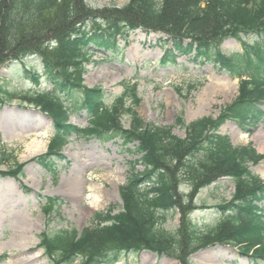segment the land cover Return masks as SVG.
I'll use <instances>...</instances> for the list:
<instances>
[{
	"label": "trees",
	"instance_id": "trees-1",
	"mask_svg": "<svg viewBox=\"0 0 264 264\" xmlns=\"http://www.w3.org/2000/svg\"><path fill=\"white\" fill-rule=\"evenodd\" d=\"M138 30L161 36L163 66L190 57L240 79L237 99L216 119L187 125L178 118L177 125L186 130L184 139L174 135L172 127L143 122L136 111L142 101L137 86H127L107 105L104 89L85 85L87 66L94 63L96 52L116 51L120 39L126 42ZM230 38L241 42L242 53L229 57L221 50ZM31 59L41 63L42 76L30 68ZM16 63L25 65L34 83L40 84L44 77L58 92H39L29 99L53 122L48 152L36 159L41 167L58 177L57 163L63 161L61 153L74 135L103 143L120 139L144 167L121 187L119 213L114 214L113 207L97 214L96 225L81 232L41 234L39 246L51 264H118L145 251L187 264L188 249L214 245L235 247L254 264H264V181L250 169L264 155L252 145L234 146L220 132L231 120L245 132L264 120V0H130L124 7L103 9L91 7L88 0H0V69ZM193 89L189 87L190 92ZM10 95L0 86L3 103ZM65 99L80 100V110L89 119L87 129L69 121ZM128 101L132 107H127ZM124 115L132 120L128 129L122 123ZM24 167L16 164L2 175L20 178ZM221 179L234 181L235 194L230 202L216 206L226 219L214 230L207 233L189 224L173 234L159 227L161 211L180 210L184 219L191 200ZM182 186L191 193L180 192ZM60 202L58 197L48 199L44 214L51 218Z\"/></svg>",
	"mask_w": 264,
	"mask_h": 264
},
{
	"label": "rangeland",
	"instance_id": "rangeland-1",
	"mask_svg": "<svg viewBox=\"0 0 264 264\" xmlns=\"http://www.w3.org/2000/svg\"><path fill=\"white\" fill-rule=\"evenodd\" d=\"M129 2L88 0V4L95 9L121 8ZM160 38L155 33L146 34L138 30L130 34L128 41L120 39L116 51L96 52L94 63L87 67L85 85L103 88L109 106L123 95L127 86H137L142 101L136 111L143 122L172 127L174 135L184 139L186 130L177 125V119L183 117L189 125L202 118H218L237 99L240 80L218 72L213 63L200 64L190 57H179L175 64L161 65L165 47L161 46ZM246 41L252 42L251 39ZM221 50L231 57L242 52V45L230 38ZM28 62L32 70H40L38 73L43 75L38 60L31 59ZM0 86H5L11 94L4 96V103L0 100V264H19L20 259H30V264H51V259L39 246L41 234L73 229L81 232L96 225L94 218L97 214H105L113 207L114 214L119 213L123 207L121 187L126 185L131 176L143 172L144 167L136 163L139 157L127 151L120 139L103 143L88 136H73L61 153L63 161L57 163L58 177L55 178L36 162V159L47 153L54 136L53 122L30 104L29 99L39 92H58L44 77L40 84L34 83L31 75L26 73L25 65L20 63L0 69ZM191 86L194 89L190 92ZM65 104L71 111L70 122L77 128H88V116L80 110V100L66 101ZM127 107H132L131 101L127 102ZM122 123L126 129L130 128L131 117L124 115ZM250 131L245 132L239 123L228 121L220 132L234 146L252 144L259 154L264 155V151H261L264 148V120ZM40 133L46 136H37ZM245 135L250 136V139H246ZM36 138L46 143L45 150L31 158H24L27 145ZM4 155L10 159L3 161ZM16 164L25 165L22 177L2 175V172L13 170ZM87 164L90 166H84ZM250 166L252 174L264 181L260 174L264 160ZM118 170V178L106 177ZM76 176H84L88 181L93 180L100 185L103 191L101 210H91L87 200L78 203L59 193L62 182ZM180 192L188 195L191 190L182 186ZM234 194V181L221 179L202 189L191 200L189 213L184 219L180 210L161 211L159 227L175 234L178 230L188 228L189 224H194L204 232H211L226 219L216 206L230 202ZM56 197L61 200L60 206L49 218L42 209L48 199ZM262 207L264 209V202ZM186 257L187 264H254L250 258L240 255L237 248L229 245H214L195 251L188 249ZM118 264L182 263L176 257L159 258L145 251L131 255Z\"/></svg>",
	"mask_w": 264,
	"mask_h": 264
},
{
	"label": "bare ground",
	"instance_id": "bare-ground-1",
	"mask_svg": "<svg viewBox=\"0 0 264 264\" xmlns=\"http://www.w3.org/2000/svg\"><path fill=\"white\" fill-rule=\"evenodd\" d=\"M37 136L45 137V133H40ZM246 139H250V136L245 135ZM255 139V137H253ZM46 148V143L44 141H39L36 138L32 143L28 144L25 149V157L31 158L37 154L43 152ZM264 151V148L261 149ZM84 166H90L84 165ZM84 174V172H83ZM119 170L112 171L107 178L116 179L118 178ZM261 176L264 179V167L260 171ZM59 193L71 198L73 201L82 203L84 200L88 201V204L93 211L101 210L103 204V191L99 184L95 183L93 180H87L83 177H72L71 179L62 182L59 187ZM32 261L30 259H20L19 264H30ZM9 264H12L11 262Z\"/></svg>",
	"mask_w": 264,
	"mask_h": 264
}]
</instances>
